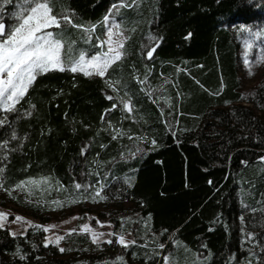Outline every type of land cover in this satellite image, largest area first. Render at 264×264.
Masks as SVG:
<instances>
[{"label": "trees", "instance_id": "obj_1", "mask_svg": "<svg viewBox=\"0 0 264 264\" xmlns=\"http://www.w3.org/2000/svg\"><path fill=\"white\" fill-rule=\"evenodd\" d=\"M121 2L131 0H54L55 13L97 26L91 34L52 29L69 56L100 51L104 17ZM0 8L11 27L23 0H0ZM116 18L127 33L126 55L106 77L50 71L16 111H0L8 121L0 127V143L8 141L0 184L8 192L46 178L53 195L86 203L77 210L80 225L90 212L91 223L110 224L136 243L124 248L113 236L97 245L72 232L45 247L39 224L16 237L4 227L0 264H162L164 256L171 264H264V87L244 96L237 65L241 42L254 31L264 38V0H136ZM18 202L40 224L61 218Z\"/></svg>", "mask_w": 264, "mask_h": 264}, {"label": "snow or ice", "instance_id": "obj_2", "mask_svg": "<svg viewBox=\"0 0 264 264\" xmlns=\"http://www.w3.org/2000/svg\"><path fill=\"white\" fill-rule=\"evenodd\" d=\"M4 4H9L12 0H3ZM136 0H131L130 4H124L121 2L119 5H113L108 15L104 17V24L109 25L110 18L119 12L121 7H131L135 4ZM24 8L22 11L13 13V16L17 18L18 23L9 27L6 25L2 17H0V111L13 112L16 111V106L25 98L29 89L36 82L39 75L46 74L50 71H71L73 73L80 72L85 76L97 75L101 78L106 77L109 73V69L113 67L117 62L121 61L126 55L125 43L128 39L124 33L120 30V24L112 20L111 24L106 28V39L101 40L97 37V47L103 48L107 46L106 51H102L96 55H92L86 58L84 52H80L78 57H71L68 52L65 51V42L59 37L58 33H54L49 29H61L64 25H71L74 28H78L86 33H94L96 25L85 27L82 24L76 23L74 17L68 11H64L60 14L54 11V0H23ZM3 9L0 8V12ZM191 33L188 37H191ZM256 35H259L257 33ZM116 37V39H114ZM74 43V42H73ZM247 48L251 49L252 44L247 43ZM159 46L156 43L147 52V57L150 59L156 48ZM71 46L69 45V51ZM245 66L248 67V74L253 75L250 65V61L247 59V52L245 53ZM147 76L143 80L138 82L141 84L146 83ZM167 82V81H165ZM109 87H113L112 82H108ZM223 90V84L221 90ZM217 95L219 94L216 93ZM107 99L112 100V96H108ZM34 107V106H33ZM116 105H113L115 108ZM124 108L128 113L133 111V107L129 102H124ZM31 115V113H27ZM104 119V117H102ZM7 119H0V127H3L7 123ZM15 133H13L12 139H16ZM114 139L116 137H113ZM131 139V137H130ZM151 143L155 145L156 141L152 140ZM8 141L0 143V148H7ZM135 156V153L132 154ZM261 163H264V156L259 158ZM4 171L0 168V173ZM47 183V179L43 181ZM41 181L28 180L22 181L16 185L17 188L24 189L26 185L38 186ZM211 183V181H209ZM0 187H3L0 184ZM77 189L81 188L80 184H76ZM102 187V186H101ZM31 191L30 189H28ZM96 197L101 200L106 197L100 195V191L95 193ZM95 199V197H93ZM75 202V201H74ZM59 206V202L54 201ZM8 214L0 212V229L5 227L4 221L7 219ZM150 218V217H149ZM23 217H15V221L22 220ZM243 219V218H241ZM39 227V226H38ZM55 227V226H51ZM84 231H89L88 225L83 226ZM49 228H43V231L47 232ZM211 230V229H210ZM75 231V230H72ZM20 235L26 234V229L19 233ZM13 237L17 236V233L10 232ZM103 233H93V243H99L100 236ZM109 236L114 235L109 233ZM64 236H56L54 239H47L45 247L49 244H59L63 240ZM254 239L252 233H248L246 240L251 241ZM107 244H112L113 240L108 239L104 241ZM116 243L124 248H128L136 243L135 240L128 241L123 234H120ZM163 243L158 245L159 249H164ZM59 251L64 252L66 249L60 248ZM19 255V249L17 251ZM159 253H157L158 255ZM21 260L26 259L24 255H20ZM122 260L123 258H118ZM151 259V257H149ZM164 264H171L170 257H163ZM248 264H252L251 260Z\"/></svg>", "mask_w": 264, "mask_h": 264}, {"label": "rangeland", "instance_id": "obj_3", "mask_svg": "<svg viewBox=\"0 0 264 264\" xmlns=\"http://www.w3.org/2000/svg\"><path fill=\"white\" fill-rule=\"evenodd\" d=\"M124 3V2H123ZM121 3L115 4L119 5ZM110 9L106 15L109 14ZM23 10V9H22ZM112 20L119 23V20L116 18V14L110 18L109 25ZM104 22V20H103ZM18 23V20L15 21L14 25ZM109 25H105V29L101 40L106 39V28ZM52 31V29H49ZM120 30L127 37V33L125 29L120 24ZM259 33L258 31H254L252 37L247 38L245 41L241 42V48L238 53L237 65L239 68V78H240V90L244 94V96L249 95L252 92V89L256 85H260L264 87V38L260 39L261 35H256ZM116 39V37H114ZM247 43L252 44V48H247ZM107 46L105 45L103 48H100V51L86 55V58L91 57L92 55H96L102 51H106ZM247 52V59L250 61V67L252 69L253 75L248 74V67L245 66V53ZM29 180H38L41 183L38 186L26 185L24 189L17 188L16 186L12 188L10 191L6 192L0 187V212L7 213V219L4 221L5 227L10 232L21 233L26 228L31 225H40L42 228H49L47 232H45V240L54 239L56 236H66L69 233H85L88 235L89 239L93 242V233H103L104 235L100 236L99 243H94L97 245L103 244L104 241L111 239L113 236L116 238L123 234L125 239L128 241L134 240L131 234L129 233H120L114 230L113 226L107 223H99L94 225L90 222L91 213L88 212V216L85 219V223L80 225V217L78 213L79 208H84L86 204L79 196H67L53 195V184L47 179V183L43 181L45 178L40 179H29ZM28 181V180H26ZM30 189L31 191H29ZM97 192V191H96ZM93 195L91 197L90 202L88 201L89 210H94L96 206V200L93 199ZM18 198H22L23 202L36 204L40 207L41 211H46L50 214H58L61 216L60 219H52L46 223H39L36 219L28 216L26 214H22L20 209H25V207L18 202ZM54 201L59 202L63 206H59L57 203H53ZM75 201V202H74ZM20 216L23 217L22 220L15 221V217ZM88 225L89 231H84L83 226ZM55 226V227H51ZM75 230V231H72ZM109 233H113L114 235L109 236ZM62 241V240H61ZM61 241L59 243H61ZM99 249V248H98ZM137 262V261H136ZM104 264H114V261ZM164 264V261L162 262Z\"/></svg>", "mask_w": 264, "mask_h": 264}]
</instances>
